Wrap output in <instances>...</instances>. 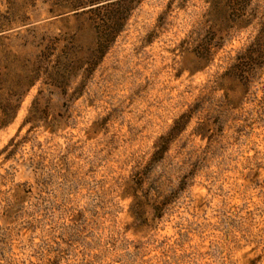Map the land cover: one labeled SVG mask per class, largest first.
I'll return each instance as SVG.
<instances>
[{
  "label": "rangeland",
  "instance_id": "1",
  "mask_svg": "<svg viewBox=\"0 0 264 264\" xmlns=\"http://www.w3.org/2000/svg\"><path fill=\"white\" fill-rule=\"evenodd\" d=\"M220 1L0 0V264H264V0Z\"/></svg>",
  "mask_w": 264,
  "mask_h": 264
},
{
  "label": "trees",
  "instance_id": "2",
  "mask_svg": "<svg viewBox=\"0 0 264 264\" xmlns=\"http://www.w3.org/2000/svg\"><path fill=\"white\" fill-rule=\"evenodd\" d=\"M223 3H232L231 1L233 0H222ZM218 2H221L220 0H205V3L208 5L207 11H206V15L209 19V22H212L215 20L216 17H221L220 19L223 18V20L225 21L227 19V21H230V15H229V11L226 9H222L218 7ZM228 8V6L226 7ZM238 16H236L237 18H240L242 14H237ZM232 18H235L234 16H232ZM236 19V18H235ZM219 38V37H218ZM248 58L250 60H254L255 58H258L259 61H262L264 59V30L259 31V33L256 35V37L254 38V41L252 42V44L248 47Z\"/></svg>",
  "mask_w": 264,
  "mask_h": 264
}]
</instances>
